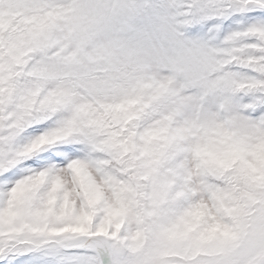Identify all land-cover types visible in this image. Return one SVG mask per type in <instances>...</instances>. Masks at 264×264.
I'll list each match as a JSON object with an SVG mask.
<instances>
[{
    "label": "snow or ice",
    "instance_id": "1",
    "mask_svg": "<svg viewBox=\"0 0 264 264\" xmlns=\"http://www.w3.org/2000/svg\"><path fill=\"white\" fill-rule=\"evenodd\" d=\"M0 264H264V0H0Z\"/></svg>",
    "mask_w": 264,
    "mask_h": 264
}]
</instances>
